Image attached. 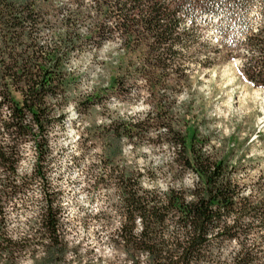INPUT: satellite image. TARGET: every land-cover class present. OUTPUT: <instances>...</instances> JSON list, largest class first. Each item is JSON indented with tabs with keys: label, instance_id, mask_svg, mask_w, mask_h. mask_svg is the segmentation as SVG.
Returning a JSON list of instances; mask_svg holds the SVG:
<instances>
[{
	"label": "trees",
	"instance_id": "16d2710c",
	"mask_svg": "<svg viewBox=\"0 0 264 264\" xmlns=\"http://www.w3.org/2000/svg\"><path fill=\"white\" fill-rule=\"evenodd\" d=\"M70 1L76 8L68 9L61 20L63 35L45 46L34 29L62 10L55 0H0V264H17L26 256L36 259L41 250L44 264H69L65 210L60 189L48 174L50 133L64 122L60 101L73 82L67 67L73 50L100 47L115 38L122 50L104 62L108 81L85 102H101L111 94L138 95L139 89L131 86L144 78L148 111L141 120L115 126L113 134L131 139L163 126L166 136L158 135L156 141L167 140L175 150L170 172L180 178L192 171L196 179L188 187L138 188L123 170L117 189L125 220L111 240L129 264H264V203L242 192L233 166L204 149L193 125L186 120L177 125L162 114L164 89L176 96L188 82L189 57L183 50L197 51L195 44L210 42L195 15L215 14L218 7L246 28L245 41L259 55L244 71L252 84L264 87V0H90L91 13L84 0ZM251 4L257 5L262 19L255 32L247 28L254 18ZM86 17L91 18L90 29L81 37L72 30ZM28 145L35 154L30 175L19 170ZM33 183L43 193V204L25 231L12 234L8 210L26 205L18 199ZM232 244L226 255L225 247Z\"/></svg>",
	"mask_w": 264,
	"mask_h": 264
},
{
	"label": "rangeland",
	"instance_id": "374dc122",
	"mask_svg": "<svg viewBox=\"0 0 264 264\" xmlns=\"http://www.w3.org/2000/svg\"><path fill=\"white\" fill-rule=\"evenodd\" d=\"M55 3L62 8L58 15L39 22L34 29L37 41L45 46L53 45L63 35L61 20L68 9L76 8L70 0ZM83 5L92 12L90 0H84ZM250 10L254 18L247 28L255 32L262 19L256 12L257 5L251 4ZM183 18L188 22L187 17ZM194 20L210 42L195 44L197 51L183 50L189 57L185 62L188 82L176 96L169 88L164 89L162 106L166 110L162 114L167 113L177 125L183 120L193 125L204 149L233 166L242 192L251 200L264 203V87L252 84L244 71L259 53L246 43V28L240 26L237 17L226 16L223 8L218 7L215 14L197 13ZM90 21L89 17L79 20L72 32L84 37ZM225 26L229 27L227 31L223 30ZM121 50V41L115 38L100 47L75 48L67 63L73 82L60 101L64 122L50 133L48 174L60 189L65 210L69 264H129L121 247L110 238L125 220L117 189L123 170L130 172L132 183L138 188L188 187L196 179L192 171L183 172L180 178L170 172L175 150L167 140L156 141L158 135L166 136L163 126L151 127L146 136L131 139L113 134L115 126L141 120L148 111L150 97L144 78L131 83V88L139 89L138 95L111 94L101 102H85L96 87L107 83L104 62ZM25 150L19 170L30 175L34 148L28 145ZM42 195L33 183L18 199L26 205L9 208L10 233L25 231L28 223L35 221L43 204ZM135 224L139 225L137 219ZM234 246H226L225 254ZM44 258L41 250L36 259L26 256L17 264H44Z\"/></svg>",
	"mask_w": 264,
	"mask_h": 264
}]
</instances>
